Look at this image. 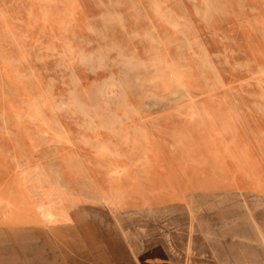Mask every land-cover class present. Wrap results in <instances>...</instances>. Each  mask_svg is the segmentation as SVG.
Returning <instances> with one entry per match:
<instances>
[{"label": "crops", "instance_id": "0c3cea01", "mask_svg": "<svg viewBox=\"0 0 264 264\" xmlns=\"http://www.w3.org/2000/svg\"><path fill=\"white\" fill-rule=\"evenodd\" d=\"M147 105L61 148L0 150V264H241L262 253L238 196L264 198V101ZM111 212L162 228L129 246L102 228Z\"/></svg>", "mask_w": 264, "mask_h": 264}, {"label": "rangeland", "instance_id": "374dc122", "mask_svg": "<svg viewBox=\"0 0 264 264\" xmlns=\"http://www.w3.org/2000/svg\"><path fill=\"white\" fill-rule=\"evenodd\" d=\"M85 37L93 42L90 48L81 43ZM80 49L154 70L147 78L144 70L138 72L143 83L134 94V117L152 112L148 102L264 101V0H55L52 5L0 0V150L61 148L64 140L96 128V122L67 113L63 85L109 100L124 83L70 63ZM177 49L187 65L178 64ZM189 66L197 70L184 78L179 67ZM166 68L175 73L172 78ZM238 197L248 231H257L262 250L247 253L241 264H264V198ZM105 215L102 228L129 246L149 244L162 228L150 216L144 222L136 215L128 220ZM133 256L138 263L139 255Z\"/></svg>", "mask_w": 264, "mask_h": 264}, {"label": "clouds", "instance_id": "9594fccd", "mask_svg": "<svg viewBox=\"0 0 264 264\" xmlns=\"http://www.w3.org/2000/svg\"><path fill=\"white\" fill-rule=\"evenodd\" d=\"M55 0H40L42 5H52ZM81 43L90 48L92 41L86 37L81 39ZM76 52V50H73ZM177 57L179 65H187L188 59L183 55V50L177 49ZM72 64L78 65L84 69L88 74L96 76L98 73H106L107 80L119 79L124 83V88L121 92H113L109 100H105L98 93H90L85 90L79 91L76 86L64 84L63 86L68 88L66 96L62 97L64 102V109L72 117L82 116L87 120L95 123L97 119L102 123L96 125V131L103 132L109 129L105 126L109 121H115L118 124L124 122H130L134 115V94L136 91L141 90L140 86L143 80L138 72L144 70V77L147 78L149 72L154 70L148 69L145 63H138L136 66H130L120 58L109 59L105 57L99 59L96 52H86L80 49V52L76 54L75 59L69 61ZM197 68H202V65H197ZM197 68L193 67H179V74L184 78L190 76ZM169 72V78L175 75L170 68H166ZM79 80V77H76ZM105 81H100L104 83ZM151 83V80H147Z\"/></svg>", "mask_w": 264, "mask_h": 264}, {"label": "bare ground", "instance_id": "6f19581e", "mask_svg": "<svg viewBox=\"0 0 264 264\" xmlns=\"http://www.w3.org/2000/svg\"><path fill=\"white\" fill-rule=\"evenodd\" d=\"M232 57V56H231ZM246 63V62H245ZM158 72V71H157ZM29 110H30V108H29ZM124 141V140H123ZM108 143H110V142H108ZM118 144H119V142H118ZM100 151V150H99ZM104 153V152H103ZM107 154V153H106ZM112 155V154H111ZM115 157V156H114ZM128 160V159H127ZM89 164V163H88ZM42 168V167H41ZM41 171V170H40ZM43 171V170H42ZM42 174V173H41ZM39 175V174H38ZM43 175V174H42ZM41 176V175H40ZM32 177V176H31ZM43 177V176H42ZM45 177H46V175H45ZM35 179V178H34ZM41 179V178H40ZM35 181H37V180H35ZM41 181V180H40ZM51 184V183H50ZM38 186V185H37ZM31 187V186H30ZM39 188V187H38ZM39 191V190H38ZM40 193H42V192H40ZM49 195V194H48ZM42 200V199H41ZM44 200V199H43ZM45 204V203H44ZM108 224V223H107ZM167 239H168V237H167ZM193 257V256H192ZM223 262V261H222Z\"/></svg>", "mask_w": 264, "mask_h": 264}]
</instances>
